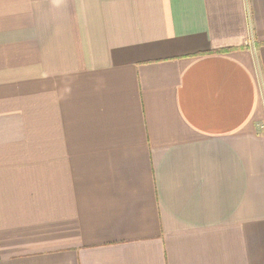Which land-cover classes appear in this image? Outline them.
<instances>
[{
  "label": "crops",
  "instance_id": "0c3cea01",
  "mask_svg": "<svg viewBox=\"0 0 264 264\" xmlns=\"http://www.w3.org/2000/svg\"><path fill=\"white\" fill-rule=\"evenodd\" d=\"M264 0H0V264H264Z\"/></svg>",
  "mask_w": 264,
  "mask_h": 264
},
{
  "label": "built area",
  "instance_id": "2783aa9c",
  "mask_svg": "<svg viewBox=\"0 0 264 264\" xmlns=\"http://www.w3.org/2000/svg\"><path fill=\"white\" fill-rule=\"evenodd\" d=\"M258 128H260V129H264V121H263V122H260V123L258 124Z\"/></svg>",
  "mask_w": 264,
  "mask_h": 264
}]
</instances>
